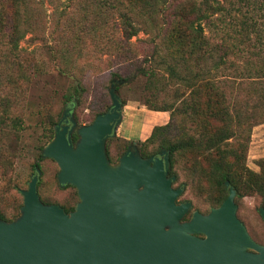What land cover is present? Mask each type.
<instances>
[{"label":"rangeland","instance_id":"rangeland-1","mask_svg":"<svg viewBox=\"0 0 264 264\" xmlns=\"http://www.w3.org/2000/svg\"><path fill=\"white\" fill-rule=\"evenodd\" d=\"M27 1L22 19L30 18L35 31L20 41L14 53L8 51L4 41L0 42V214L8 222L20 216L23 203L20 190L27 189L37 168L40 200L74 209L79 201L76 189L59 185V167L54 160L43 157L42 150L53 138L64 112V121L76 124L72 136L79 127L91 124L98 113L106 112L111 106L110 84L116 85L118 80L113 75L131 76L137 67L148 65L146 57L154 38L143 31L130 39L124 38L116 29L117 15L112 9H104L99 0ZM5 5L0 0V22L5 16ZM229 6L228 1L226 7ZM235 7L232 4L229 8ZM222 20L207 28V33L217 41L220 36L231 37L232 24L237 22L226 14ZM257 46L260 56L238 59L241 71L264 72V33ZM163 81L155 88L157 83L153 79L137 75L116 90L122 103V119L115 135L105 142L111 164L118 162L127 146L141 153L139 146L147 141L153 128L169 122L170 112L156 108L170 103L178 93L174 87L164 86ZM77 85L82 91L74 95ZM257 88L258 94L253 99L246 96V87L241 91L240 85L238 92L234 91L232 99L238 112L233 113L244 117L257 105L260 121L251 124L246 121L240 133L243 138L249 136L245 167L264 174V81ZM194 161L203 170L208 165L202 157L180 156L175 167L177 175L172 176L173 188H183L176 202L192 204L184 220L190 218L192 211L206 214L210 209L208 199L217 190ZM235 203L236 215L250 236L264 244V224L258 212L263 204L261 195L244 187Z\"/></svg>","mask_w":264,"mask_h":264},{"label":"water","instance_id":"water-1","mask_svg":"<svg viewBox=\"0 0 264 264\" xmlns=\"http://www.w3.org/2000/svg\"><path fill=\"white\" fill-rule=\"evenodd\" d=\"M109 109L87 126L54 129L42 156L54 160L61 187L73 186L79 201L67 213L44 204L36 169L13 221L0 219V264H264V244L248 233L236 215V192L202 214L190 202L177 203L183 188H173L168 152L144 158L128 149L116 164L105 142L122 119L114 83ZM264 224V207L258 209Z\"/></svg>","mask_w":264,"mask_h":264},{"label":"trees","instance_id":"trees-1","mask_svg":"<svg viewBox=\"0 0 264 264\" xmlns=\"http://www.w3.org/2000/svg\"><path fill=\"white\" fill-rule=\"evenodd\" d=\"M2 1L6 5L0 22V42L4 41L8 51L14 53L20 41L35 31L34 24L30 18L22 19L27 0ZM228 1L236 7H226ZM99 3L117 15L116 29L124 38L135 37L141 31L154 36L146 57L148 65L137 67L131 76L113 75L118 79L116 90L122 83L143 75L157 83L155 88L164 80V86L174 87L178 93L170 103L156 108L170 112V120L153 128L147 141L139 146L141 155L148 158L161 150L167 151L169 176L177 175L175 167L180 156L204 158L208 163L205 170L194 162L217 188L208 199L210 208L219 206L227 197L226 181L235 189L236 198L242 196L245 187L250 193L261 195L264 207V174L245 167L249 136L243 138L240 133L246 121L249 124L260 121V113L254 104L250 115L235 116L233 111H238L232 99L240 85L241 91L246 87V96L253 99L258 94L257 86L264 81V72L241 71L237 63L238 59L261 55L257 43L264 33V0H234V3L231 0H99ZM224 14L237 22L232 24L231 37L220 36L217 41L207 33V28L222 22ZM81 91L77 85L74 95ZM250 111L248 107L247 112ZM77 140L74 134L72 141ZM62 208L67 213L73 210ZM0 219L5 220L2 214Z\"/></svg>","mask_w":264,"mask_h":264},{"label":"flooded vegetation","instance_id":"flooded-vegetation-1","mask_svg":"<svg viewBox=\"0 0 264 264\" xmlns=\"http://www.w3.org/2000/svg\"><path fill=\"white\" fill-rule=\"evenodd\" d=\"M64 125H66V126H71V124L69 123V120H67V122H66V121H63L62 124H61V127L64 126ZM73 135H74V134H73ZM128 149H130L131 151L133 150V149H131V148H129V147L127 146V148L125 149L124 153H125ZM158 154H159V153H158ZM158 154L155 155V156H158ZM192 212H193V211H192ZM208 212H209V210H208Z\"/></svg>","mask_w":264,"mask_h":264}]
</instances>
